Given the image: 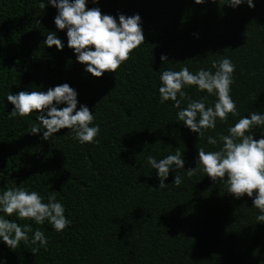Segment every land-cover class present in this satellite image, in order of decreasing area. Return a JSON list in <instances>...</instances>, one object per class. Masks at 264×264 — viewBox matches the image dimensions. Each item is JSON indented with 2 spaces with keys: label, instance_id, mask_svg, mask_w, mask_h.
<instances>
[{
  "label": "trees",
  "instance_id": "1",
  "mask_svg": "<svg viewBox=\"0 0 264 264\" xmlns=\"http://www.w3.org/2000/svg\"><path fill=\"white\" fill-rule=\"evenodd\" d=\"M254 5L86 3V10L99 7L114 18L138 14L144 35V44L114 73L94 78L66 47L65 30L55 29L54 8H42L39 0H0V189L21 184L45 202L54 191L71 220L60 233L47 223L31 224L45 233L47 247L31 253L38 246L21 243L9 251L0 244V259L7 264H264V224L257 223L251 198L234 199L224 183L213 184L199 168L191 176L182 173L179 187L171 184L170 170L166 189L154 190L158 180L145 161L147 154L159 159L180 151L187 170L196 166V149L215 150L177 124L171 102L159 103L158 77L166 68L187 66L195 72L221 57L235 65L230 95L238 115L217 121L206 135L226 134L249 111H264V0ZM48 31L65 47H45ZM162 54L170 63L162 65ZM62 83L77 92V108L83 104L93 112L100 128L96 143L80 144L66 129L44 141L39 133L27 134L38 126L34 118L9 115V91H46ZM186 92L192 99L203 95L194 87ZM214 99L208 97L206 104Z\"/></svg>",
  "mask_w": 264,
  "mask_h": 264
},
{
  "label": "clouds",
  "instance_id": "2",
  "mask_svg": "<svg viewBox=\"0 0 264 264\" xmlns=\"http://www.w3.org/2000/svg\"><path fill=\"white\" fill-rule=\"evenodd\" d=\"M98 0H39L40 6L46 5L56 10L53 24L56 30H65L66 47L71 49L77 63L83 65V71L91 77L99 78L104 73H114L130 53L144 44L141 18L138 14L125 16L117 14L102 15L99 7L86 10V3L97 4ZM196 5L206 0H193ZM215 3L217 0H207ZM241 4L252 9L254 0H222V5L235 9ZM35 27L40 26L39 19ZM45 47H55L60 51L65 45L55 31H48L43 40ZM162 65L168 64L166 55L159 57ZM235 65L231 59L221 57L213 60L209 68L201 67L195 72L187 66L179 70L166 68L159 74L157 88L159 103L171 102L177 109L176 120L196 137H203L215 150L206 151L203 147L197 151L195 167L184 170L182 152L175 151L157 159L151 154L145 156L147 165L154 170L158 186L154 190H165V180L170 170L175 173L171 184L179 187L182 173L188 176L199 168L213 184L224 183L226 193L234 199L247 196L252 199V207L258 212L257 223L264 224V111L251 110L241 116L227 128L226 134L206 135L215 129L217 121L226 123L229 115H238L235 101L232 99L231 85ZM194 87L197 93H203L198 99H192L186 90ZM77 92L67 83L49 87L46 91H19L6 95L11 104L9 115L21 119L31 116L33 124L27 134H40V139L49 138L66 129V133L80 144L96 143L100 128L94 123L93 112L83 104L77 108ZM208 97L214 101L208 105ZM257 98V97H256ZM184 102L185 106H181ZM63 105V107H60ZM258 132L259 138L254 139ZM64 134V135H65ZM219 144V147H215ZM204 175V176H205ZM21 185V184H20ZM13 185L0 189V244L13 251L21 243L31 244V253L38 248L47 247V237L39 228L33 231L31 224L51 225L57 233L71 225L65 216V206L51 192L45 202L37 191ZM150 189H153L149 187ZM255 193V195H254ZM15 216L16 219L8 217ZM17 221H25L18 223ZM31 222V223H28ZM32 233L29 239V233ZM0 264L7 261L0 259Z\"/></svg>",
  "mask_w": 264,
  "mask_h": 264
}]
</instances>
